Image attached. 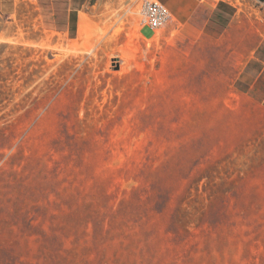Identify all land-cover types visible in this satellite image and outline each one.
I'll list each match as a JSON object with an SVG mask.
<instances>
[{
	"label": "rangeland",
	"instance_id": "1",
	"mask_svg": "<svg viewBox=\"0 0 264 264\" xmlns=\"http://www.w3.org/2000/svg\"><path fill=\"white\" fill-rule=\"evenodd\" d=\"M55 2L0 11V264H264L259 63Z\"/></svg>",
	"mask_w": 264,
	"mask_h": 264
},
{
	"label": "crops",
	"instance_id": "2",
	"mask_svg": "<svg viewBox=\"0 0 264 264\" xmlns=\"http://www.w3.org/2000/svg\"><path fill=\"white\" fill-rule=\"evenodd\" d=\"M29 1L37 5L56 4L55 0H0V11L6 15L16 14L21 2ZM91 1L65 0L66 5H76L78 8L73 12L79 13ZM160 1L192 37L223 45L233 64L231 68L246 71L256 62L261 71L259 77L264 75V0ZM154 36L148 27L141 28L144 40H151ZM259 105L264 109V93Z\"/></svg>",
	"mask_w": 264,
	"mask_h": 264
},
{
	"label": "built area",
	"instance_id": "3",
	"mask_svg": "<svg viewBox=\"0 0 264 264\" xmlns=\"http://www.w3.org/2000/svg\"><path fill=\"white\" fill-rule=\"evenodd\" d=\"M140 23L154 34L174 22L171 11L160 0H141Z\"/></svg>",
	"mask_w": 264,
	"mask_h": 264
}]
</instances>
